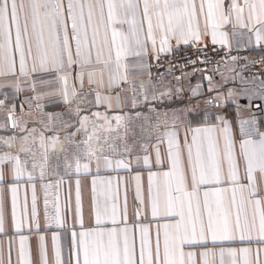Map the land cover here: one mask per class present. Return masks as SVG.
<instances>
[{
	"label": "snow or ice",
	"instance_id": "obj_1",
	"mask_svg": "<svg viewBox=\"0 0 264 264\" xmlns=\"http://www.w3.org/2000/svg\"><path fill=\"white\" fill-rule=\"evenodd\" d=\"M209 42L226 52L219 84L197 68L209 63L199 56L178 76L168 69L177 85L197 71L208 81L205 120L194 127L191 109L164 107L184 89L154 78L151 61ZM234 47L264 50V0H0V89L15 94L0 98V193L10 195V213L0 198V264H13L14 245L16 264H264V121L253 111L264 102V57L240 65ZM256 63L261 74L244 76ZM190 91L203 96L200 83ZM52 97L66 113L45 111ZM121 172L134 184L131 222ZM73 176L74 213L64 193Z\"/></svg>",
	"mask_w": 264,
	"mask_h": 264
},
{
	"label": "crops",
	"instance_id": "obj_2",
	"mask_svg": "<svg viewBox=\"0 0 264 264\" xmlns=\"http://www.w3.org/2000/svg\"><path fill=\"white\" fill-rule=\"evenodd\" d=\"M208 45H211L210 42ZM184 48H186V47L181 46L179 50H182ZM233 50H237V48L234 47ZM239 50H247L254 56L260 55L263 51L261 48H255V47L249 48V49L241 48ZM224 70H225L224 68L221 69V71H224ZM206 74L212 75L213 83H215V84L220 83L221 77L217 73H215V74L206 73ZM226 74H228V73L226 72ZM163 80H164L165 85L170 84L173 88L180 86L184 89V93L179 98L173 97V99L166 101L164 107H166L168 109H175V110L191 109V112L188 114V119L193 122L192 126L195 127L198 124L202 123L205 120L204 111L207 108V106L204 103V98H206L208 95V92H207L208 81L203 79L202 74L196 73L195 75H193L191 77H185L184 79H182L179 82V85H177L176 81L168 74L163 75ZM0 83H4V81L0 80ZM197 83L201 84V91L203 93L202 97H193L191 94V91H190L191 87L195 86ZM231 86H232L231 84L228 85V87H231ZM4 91H7L10 99L15 95L11 89H0V98H3V92ZM85 92H87V84H85ZM24 95L25 94H21L16 101V103H17V114H19L20 102L23 101ZM241 103H247V102L242 100ZM44 104H45V111L46 112H49V111L54 112V113L55 112H61V113L67 112L66 106L63 105L62 102H59L56 97L46 99L44 101ZM261 104H264V102L254 101L253 102V111H254V113L258 119H260L261 121H264V111H257L256 110V106L261 105ZM24 108H25V111L27 112L28 111L27 105H24ZM207 110H208L207 119L209 121H213L215 118V115L217 113V110L215 108L207 109ZM226 110L229 112H234L233 107H227ZM65 118H67V117H65ZM5 119H6V117H5L4 112L0 111V122H4ZM3 134H5V133L0 132V135H3ZM182 139H183V131H181V140ZM102 174L107 175V173H102ZM111 175L115 176L116 173H111ZM119 175L128 177V179H129L127 196H128V204H129V219L131 222V220L133 219L132 208L134 207L133 198L135 195L134 184L131 182L128 173L121 172V173H119ZM91 179H92L91 176L80 177L81 190H82V194H83L84 211H85V218L86 219L88 218V213H89V209H90ZM75 180H76L75 176H73L71 178H66V184L64 187V193L65 194H68L69 192L71 193V210L73 213L75 211V190H76ZM36 183H37V195H38V211L40 213L41 222H43V211H44L43 193L39 188L40 181H36ZM143 184H144L145 194H146V189H147V174L146 173H144ZM124 195H125V192H124V188L122 186L120 189V203H121V205L123 204ZM24 196H25V193L23 191V186H22L21 193H20L21 203H23ZM27 196H28V205H29V211H30V209H31V191L30 190L28 191ZM0 198H3L5 200L7 211L10 213V195L7 193H0ZM44 234L46 236V244L48 246L49 254H51V244H52V242H51V231H48ZM60 242L64 248V252H65V256H66L68 237H66L63 233H61V241ZM29 243H30V247L33 249V251H35V246H36L35 235H33L30 238ZM237 246H239V245H237ZM16 247H18V245L13 246V249H14L12 252L13 264H16V262H17V254L15 251ZM0 248L3 249L4 254H5V258H6L7 257V237H0Z\"/></svg>",
	"mask_w": 264,
	"mask_h": 264
},
{
	"label": "built area",
	"instance_id": "obj_3",
	"mask_svg": "<svg viewBox=\"0 0 264 264\" xmlns=\"http://www.w3.org/2000/svg\"><path fill=\"white\" fill-rule=\"evenodd\" d=\"M216 47L217 49H219V46H216ZM231 55L238 56L240 58L239 64L243 65L247 62L244 59L245 57H247L249 61L251 60L259 61L262 57H264V50L258 56L252 55L247 50H232ZM197 56H199L201 60L207 59L209 61V63L207 64L198 63L197 68L206 69L207 73H213V74L216 73L215 69L217 67L218 62H220L221 69H222L223 68L222 58H224V60H227L226 52L220 51V50L213 51L212 45H208V48L204 52H196L194 49L190 47H186L182 50H178L174 52L172 55L161 56L160 61H159V66H156V61L154 60L151 61V63L153 64V67L151 69L153 77L159 78L160 74H163V75L168 74L173 78V75L168 71L170 64L177 65L174 71H175V75L178 76L180 75V69L178 65L183 64L188 58L195 59ZM228 62L230 63V61ZM261 69H262V66L259 63L251 64L249 68L243 71V75L246 77H250L253 75H260ZM186 71L191 72V68L186 69ZM196 73H201V72L197 71Z\"/></svg>",
	"mask_w": 264,
	"mask_h": 264
}]
</instances>
